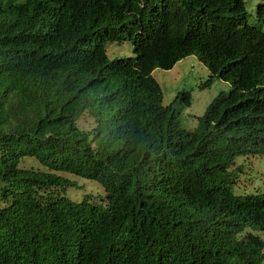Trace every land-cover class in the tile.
<instances>
[{"label":"trees","instance_id":"trees-1","mask_svg":"<svg viewBox=\"0 0 264 264\" xmlns=\"http://www.w3.org/2000/svg\"><path fill=\"white\" fill-rule=\"evenodd\" d=\"M190 55L232 85L193 130L152 74ZM241 156H264V0L255 23L244 0H0V264H263Z\"/></svg>","mask_w":264,"mask_h":264},{"label":"rangeland","instance_id":"rangeland-1","mask_svg":"<svg viewBox=\"0 0 264 264\" xmlns=\"http://www.w3.org/2000/svg\"><path fill=\"white\" fill-rule=\"evenodd\" d=\"M6 2L8 0H2ZM22 0H15V2ZM249 12V22H256V6L260 0H244ZM106 51L109 59L127 58L133 56V43L129 40L122 43H107ZM160 84L163 93V105H169L179 92L190 91L192 103L179 109L180 121L184 128L193 130L198 125V116H202L213 99L222 92H229L232 88L230 82L216 79L208 88L201 86L209 78V69L197 58L190 55L180 60L172 69L156 68L153 73ZM79 127L85 130H92L96 126L94 118L85 112L78 121ZM236 166L242 165L243 172L238 175L235 184L236 194L264 193V156H241L237 159ZM23 165L36 166L40 164L34 159L27 158ZM74 186L68 187L64 195L73 201H81L85 196L90 201L103 203L105 189L100 182L82 176L67 173ZM264 240V232H257ZM264 264V261H263Z\"/></svg>","mask_w":264,"mask_h":264}]
</instances>
